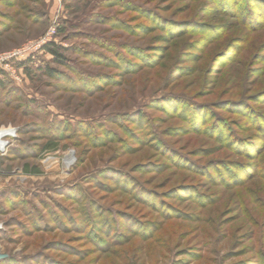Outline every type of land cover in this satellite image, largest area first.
I'll return each mask as SVG.
<instances>
[{
    "label": "rangeland",
    "instance_id": "obj_1",
    "mask_svg": "<svg viewBox=\"0 0 264 264\" xmlns=\"http://www.w3.org/2000/svg\"><path fill=\"white\" fill-rule=\"evenodd\" d=\"M2 126L0 264H264V0H0Z\"/></svg>",
    "mask_w": 264,
    "mask_h": 264
},
{
    "label": "built area",
    "instance_id": "obj_2",
    "mask_svg": "<svg viewBox=\"0 0 264 264\" xmlns=\"http://www.w3.org/2000/svg\"><path fill=\"white\" fill-rule=\"evenodd\" d=\"M50 33L51 32L49 31L39 39L28 41L27 43L23 44L21 47L15 48L12 51L5 53L3 57H1V60L4 59L6 60L12 57H23L31 53L33 50L42 47L49 40L47 36L50 35ZM3 130H8V131H3ZM14 135H15V130L11 126L0 127V155L6 154L7 149L9 147V141L12 137H14Z\"/></svg>",
    "mask_w": 264,
    "mask_h": 264
},
{
    "label": "trees",
    "instance_id": "obj_3",
    "mask_svg": "<svg viewBox=\"0 0 264 264\" xmlns=\"http://www.w3.org/2000/svg\"><path fill=\"white\" fill-rule=\"evenodd\" d=\"M43 48H45L47 52H50L52 54L53 59L56 62L63 64L64 61H63L62 54L58 52V49L56 47H54V45L52 43H48V44L44 45ZM46 73L51 75V76L53 75L52 69H49L48 71H46Z\"/></svg>",
    "mask_w": 264,
    "mask_h": 264
},
{
    "label": "bare ground",
    "instance_id": "obj_4",
    "mask_svg": "<svg viewBox=\"0 0 264 264\" xmlns=\"http://www.w3.org/2000/svg\"><path fill=\"white\" fill-rule=\"evenodd\" d=\"M3 131H8V130H3ZM3 131H2V132H3ZM71 162H72V160H71V157H70V158H68V160L65 162V165L67 166V165H69Z\"/></svg>",
    "mask_w": 264,
    "mask_h": 264
},
{
    "label": "water",
    "instance_id": "obj_5",
    "mask_svg": "<svg viewBox=\"0 0 264 264\" xmlns=\"http://www.w3.org/2000/svg\"><path fill=\"white\" fill-rule=\"evenodd\" d=\"M3 257H5V255L4 254H0V259L3 258Z\"/></svg>",
    "mask_w": 264,
    "mask_h": 264
}]
</instances>
